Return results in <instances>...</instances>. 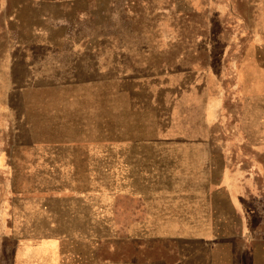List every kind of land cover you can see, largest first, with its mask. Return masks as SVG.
<instances>
[{"label":"rangeland","instance_id":"obj_1","mask_svg":"<svg viewBox=\"0 0 264 264\" xmlns=\"http://www.w3.org/2000/svg\"><path fill=\"white\" fill-rule=\"evenodd\" d=\"M111 1L100 0L105 12L82 31L92 35L75 38L92 48L89 69L74 63L87 73L28 97L35 115L16 136L42 141V173L11 184L42 191L43 221L49 210L56 220L30 232L58 240L77 259L62 264H264V19L251 22L259 29L250 38L231 32L232 23L200 0H118L117 8ZM188 70L203 72L195 86L185 83ZM120 75L145 79L122 85ZM210 102L219 118L209 124ZM190 140L209 144L203 188L217 212L203 224L213 228L179 227L153 204L154 192L183 183L170 180L163 153L180 155L175 143ZM234 141L235 149L225 147ZM228 162L251 210L247 221L221 185ZM10 245L3 240L0 252Z\"/></svg>","mask_w":264,"mask_h":264},{"label":"crops","instance_id":"obj_2","mask_svg":"<svg viewBox=\"0 0 264 264\" xmlns=\"http://www.w3.org/2000/svg\"><path fill=\"white\" fill-rule=\"evenodd\" d=\"M191 2L198 4L199 0ZM111 3H115L117 8L118 0ZM200 3L211 6L222 19L231 22V32L242 37L251 38V29H259L252 23L264 19V0H200ZM100 5H103L100 0H0V244H3V240L11 242L9 252L5 249L0 252V264H62L64 260L77 261L61 251L58 240L36 237V233L30 232L53 228L56 223L49 210L44 225L42 191L27 190L11 182L32 179L27 176H40L42 173V141L27 142L16 136L28 131L32 122L28 118L35 115L28 111V97L35 93L32 91L41 89L43 84H73L76 75L87 73L76 72L74 63L86 62L89 69L92 48L76 46L74 41L77 37L92 35L82 31L91 29L87 22L97 20L105 12L98 8ZM58 41L66 44L58 45ZM186 74L185 83L190 86H195L196 78L203 76L202 71L188 70ZM117 78L116 81L122 85L127 82L137 84L139 79H145L132 75ZM135 97L138 100L141 94L131 93V99L135 100ZM204 107L207 123L217 122L219 105L210 102ZM39 115H42L41 112ZM126 143L120 142L119 147H133L132 143ZM227 143L225 147L229 149L238 146L235 141ZM71 144L57 147L69 148ZM160 144L163 149L167 143ZM175 144L183 150L179 152L180 155L169 152L163 153L162 158L164 164L167 160L171 162L168 170L170 180L183 183L154 192L157 197L153 202L156 212L162 213L164 221L168 219L183 223L179 226L182 228H213V225L203 224L212 221V215L217 212L213 192L203 188L204 173L210 171L211 160L202 156V149L209 148V144L193 140ZM175 144H167V147H175L172 146ZM151 146L156 147L154 144ZM234 169L230 168L229 162L221 169L225 180L221 185L229 202L247 221L252 217L251 210L236 188L239 174ZM217 182L215 189L220 185ZM85 260L88 264L89 260ZM99 264H121V261H103Z\"/></svg>","mask_w":264,"mask_h":264}]
</instances>
